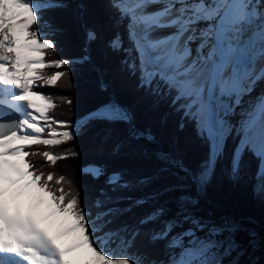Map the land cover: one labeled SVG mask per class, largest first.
<instances>
[{"label": "trees", "instance_id": "16d2710c", "mask_svg": "<svg viewBox=\"0 0 264 264\" xmlns=\"http://www.w3.org/2000/svg\"><path fill=\"white\" fill-rule=\"evenodd\" d=\"M59 2L65 7L40 6L39 21L31 22V31L48 41L45 55L42 50L41 75L32 81V89L48 102L45 115L51 123L60 121L70 128L93 110L117 105L128 111L131 122L91 119L72 137L28 144L23 157L32 177L79 218L87 215L82 220L87 229L93 228L89 236L96 245L104 242L137 264H166L176 256L174 238L194 227L186 217L207 228L226 229L212 238L216 246L207 257L210 264L225 249L229 251L220 259L223 262L240 252L236 264H264V193L256 190L253 179L258 159L244 151L239 172L235 177L231 172L240 128L232 126L224 135L213 173L201 192L192 177L209 160L210 142L192 119L195 116L185 114L180 104L184 95L178 96L176 90L180 92V83L142 71L130 38V17L122 19L111 0ZM62 61L66 63L60 66ZM142 76L151 84L142 87ZM133 129L151 139H133L129 135ZM89 168H99L101 174L94 175ZM113 174L130 186L109 184ZM143 177H149V183L140 184ZM144 197L150 198L134 204ZM97 200L103 202L101 207L95 206ZM108 208L130 210L97 220V213ZM152 213H157L154 219L141 223ZM166 226L171 230L157 238ZM231 227L235 230H227ZM207 228L198 234L204 236ZM186 243L185 236L176 242Z\"/></svg>", "mask_w": 264, "mask_h": 264}, {"label": "bare ground", "instance_id": "6f19581e", "mask_svg": "<svg viewBox=\"0 0 264 264\" xmlns=\"http://www.w3.org/2000/svg\"><path fill=\"white\" fill-rule=\"evenodd\" d=\"M13 2L0 0V6L8 8V13L0 12V23L3 19H7L6 24L13 22L11 18L14 14L10 7ZM182 6L191 9V17L186 18L184 15L180 21L179 14H175L178 15V22L174 28H153L149 38L172 36L166 46L175 49L174 62L184 72L187 88L200 95L203 113L210 109L223 131V136L217 140L219 147L231 122L225 117L228 112L234 115L237 122L249 127L248 135L243 139L241 136L238 148L246 139L252 138L253 131L264 126V0H185ZM154 10L155 8L149 7L146 12ZM242 12L244 24L247 29L250 28L247 39L233 34L234 31L239 33L238 24H242ZM200 15L207 18V22L210 20V26L214 25L217 34L215 39L219 45L211 46L204 38L192 37L194 35L187 29L188 21H193ZM28 21H19L21 30ZM224 27H227V32ZM8 31L7 27L0 28V99L12 103L13 106L22 107V116L20 115L17 129L0 138V230L6 227L8 233L19 240L21 248L19 253L8 250L0 252V259L4 264H60V255L56 248L43 233L38 232L31 220L26 216L8 215L4 207L5 182L20 183L25 187L28 179L3 154L9 148L24 144L33 135L39 134L36 118L38 114L32 109L40 110L44 106L39 96L29 92V80L32 76L30 69L39 63L40 55L28 58L21 66L23 71L17 67V70H12L17 57L14 40L7 35ZM187 39L195 48L190 56L186 54ZM19 88H24L27 95L21 96L13 92ZM84 124L85 122L78 125L75 131H79ZM37 194L51 202L49 196L42 191ZM36 236L39 237L38 240L31 238Z\"/></svg>", "mask_w": 264, "mask_h": 264}, {"label": "snow or ice", "instance_id": "6c2138e0", "mask_svg": "<svg viewBox=\"0 0 264 264\" xmlns=\"http://www.w3.org/2000/svg\"><path fill=\"white\" fill-rule=\"evenodd\" d=\"M184 3L185 0H111V7L120 13L122 19L125 16L131 19V24L129 25L130 38L135 41V49L138 53L139 63L143 65V72L149 75L155 72L156 77L159 78H163L160 77L159 70L167 69L169 73L172 72L174 68L175 49L166 46L168 41L172 39V36L151 39L149 38V34L153 28H174L178 22L175 13L177 11L179 13L191 11V9L182 6ZM16 7L18 11L11 18L14 23L9 22L5 27L9 29L7 35L11 36L14 40V50L17 57L16 66L21 67L27 62L28 58L39 56L42 50L45 55L44 50L47 47L43 46L42 41L44 39L40 37L39 32L34 35L26 29L21 30L19 24L20 20H29L28 27H31L30 17L34 13L35 20L38 22L39 13L36 12V9L27 6L24 0H16ZM48 7L61 8L65 7V5L60 3L59 0H50ZM149 7H153L155 10L146 12V9ZM222 19L223 16H221ZM89 39H94L93 33H89ZM177 39L179 38L177 37ZM49 44L51 48L54 46L51 41ZM82 59H88V57H83ZM65 63L66 61L60 62V66ZM63 75L64 73H61V77ZM150 84V79L146 80L144 76L141 77L142 87ZM176 90L179 96V88ZM192 107L195 108L196 106L193 105ZM98 112L99 114L93 116V119L108 120L109 122H131V117L128 113L120 109L117 105H106L103 110H98ZM185 114L190 115V110H185ZM197 116L204 121L207 138L210 141L209 160L205 162L203 171L192 177L193 181L202 188L210 179L220 155L217 140L223 136V131L218 126V122L215 120L210 109L202 115L197 113ZM192 119L197 120V117H192ZM70 135H73V133H70ZM129 135L133 139H151L150 135L134 129L130 130ZM119 147V145H116L117 150ZM249 150L258 159L257 170L253 176V179L256 181V190L264 192V126L253 131L251 140L242 142L241 146L235 150L231 161V172L234 177L239 172L242 153ZM181 169L184 170L182 166ZM93 174L99 176L101 169H95ZM149 180V177H143L139 183L147 184ZM120 181L121 176L119 174H113L109 178L108 183L117 184ZM120 186L128 188L130 185L128 183H120ZM149 198L137 199L134 201V204L142 205ZM3 201L5 211L8 215L28 217L32 224L36 226L38 232L43 233L59 253L60 264H130L127 258L113 260L105 255L104 252L98 250V246H96L94 240L89 242L91 239L89 233L93 232V228L86 229L80 227L76 216L57 210L51 202L42 199L35 191L22 187L20 183L8 184L5 182ZM102 204L103 202L100 200L95 202L96 207H101ZM129 210L108 208L97 213L96 219L100 220L114 213ZM156 215L157 213L150 214L141 223H146L154 219ZM80 219L87 220V215ZM185 219L189 220L194 227H190L185 232L186 244L178 246L175 241L172 242L171 246L177 249L176 256L170 257L166 261V264H210L207 257L216 246V241L212 238L218 236L226 229L221 227L207 228V225L200 223L199 220L188 217ZM206 228L207 232L204 236L198 234L204 232ZM170 230V226L166 227L165 232L161 233L157 238H164ZM227 230L234 231L235 229L231 227ZM31 238L39 239L38 236ZM20 248L19 240L11 236L6 227L0 230V252L8 250L19 253ZM0 264H4L2 259H0Z\"/></svg>", "mask_w": 264, "mask_h": 264}, {"label": "rangeland", "instance_id": "374dc122", "mask_svg": "<svg viewBox=\"0 0 264 264\" xmlns=\"http://www.w3.org/2000/svg\"><path fill=\"white\" fill-rule=\"evenodd\" d=\"M12 1H14V2L10 7H11V10L13 11L14 16H15L18 9L16 7V0H12ZM24 2L30 8L36 9V11L40 6L48 5V3H49L48 1L41 2V1H30V0H24ZM185 8H188V7L185 6ZM0 12L8 13V8H6L5 6H0ZM189 12L190 11H186L184 13H179L177 11V13H175V14H179V16L178 15H176V16L179 17L180 21H182L184 15L187 16L186 18L191 17ZM253 13H254V11H253ZM240 16L242 18V24H241V22L238 24L239 33L237 34L234 31L233 34L236 35L238 38H240L242 35L243 39H245L246 35H247V31L250 28L247 29V25L244 24V20H243L244 13L243 12L240 14ZM34 18H35V13H34L33 17L30 18L31 22L34 20ZM251 20H253V18H251ZM209 21L210 20L208 19V22H207V18H202L200 15V16L194 18L193 21H190V20L188 21L187 29L190 30V33L194 35L192 37L204 38L205 42H207L211 46H217V45H219L217 42V39H215L217 34H216V31H214V25L210 26ZM6 22H7V19H3L0 23V28L4 29ZM198 23H199V26H197ZM28 24H29V21L23 27V30L26 29L27 31H29L35 35L36 33L31 31V27H27ZM130 24H131V19H130ZM224 28H225L224 31L227 32L228 31V30H226L227 27H224ZM40 37L42 39H44L43 36L40 35ZM42 44H43V46H46V45H48V41L46 39H44L42 41ZM186 44L188 46V47L186 46L188 48L186 50V54H187V56H190L191 51H194L195 48L192 46V44L189 42L188 39L186 40ZM39 59H40L39 63H37V65L35 64L36 66L34 65L30 69L32 76H31V79L29 80V87H30L29 92L39 96L44 102V106L42 107V109H40V110L32 109V110H34V112H37V114H38V115H36V118H37V123H38L39 134L33 135L31 137V139L26 141V143L24 142V144L22 143L19 145H15V147L13 146V147L9 148L6 151V153L3 154V157H5L9 161H11L15 165H17L19 167V169L21 170L22 175L28 179V183L24 188L33 190L36 193H38L39 191H42L43 193L47 194L49 196V200L57 208V210L73 214L74 216L77 217L80 227L87 229L88 225L82 219H80L77 215H75V212L72 211L71 208H69L67 205H63L59 199H57L48 190H46L44 187H42L41 185L38 184L40 182V180H38L37 177H32L31 173L28 170V166L24 160V157H23L24 156V147L27 146L28 144L35 142V141H42V142L50 143V142H55L59 139H66V138L72 137L73 135L80 133V131L88 123V122H86V124H84L79 129V131L78 130L75 131V129L78 127V125H81L84 122V121H82L83 116L81 118H79L70 128L63 126V125H59V124H61L60 121H55V123H51L49 121V117H47L45 115V111H46V108L48 106L47 100H45L41 95H39L37 92H35L32 89V83H33L32 81L36 78H39L41 75L39 73V70L41 69V66L43 64L42 51H41V54L39 56ZM139 65L143 68L142 64H139ZM16 67L17 66L15 65L12 70H17V69H21L22 71L24 70L22 67H17V69H16ZM159 71L161 74H164L166 76V78L172 77V78L176 79L178 81V83H180L181 90L179 93L184 95V99L182 100V102L180 104L185 106V110H190V115L193 114L195 117H197V121H196L197 124L200 125V127L206 131V129L204 127V121L199 119V117L197 116V113H200L201 115L203 114L202 106H201L202 99L198 93H195L193 90L187 88L186 79L184 78V72L182 71L180 65H178L174 62V68H173L171 73H169L167 69H162ZM54 79H55V75L51 76V78L48 79L49 80L48 82H52V80H54ZM13 92H15L17 95H21V96L22 95L25 96L28 93L24 88L15 89ZM1 101L6 102L5 100H1ZM8 104L13 106L12 103H8ZM193 105H195L196 107L193 108L192 107ZM240 105L241 104H238V106H240ZM13 107L16 108L18 110V112L20 113V115L22 116V107H18L17 105H15ZM32 107L33 106H31V108ZM104 107H100V108L94 110V113L99 114L98 110H103ZM119 108L127 111L126 109H123L121 106H119ZM225 117H226V119L229 118V120L231 121L229 127L226 129V132L230 127L235 126L237 128H240V130L242 131V133H241V135L243 136L242 139L248 135L250 129L246 124L237 122L234 115H230L229 112L226 114ZM70 133H73V135H70ZM249 140H251V139H246V141H249ZM235 150H234V152H235ZM233 155H234V153H233ZM89 170L94 173L95 168H89ZM234 225L235 224H232V226H234ZM166 227H168V226H166ZM185 232L186 231H184L179 237L174 238V241L179 242L180 237L185 236ZM89 242H91V240ZM102 244H103L102 246L96 245V246H98V250H100L101 252H104V254L109 256L111 259L118 260V259L127 258V259H129L130 264H137L133 258L124 256L123 254H120L116 250H109V248H107V246L104 244V242H102ZM228 251H229V249L223 250L219 255H217L214 259H212L211 264H236V262L239 259V253L240 252H238V254L232 256L227 261L223 262L220 260L221 258H227Z\"/></svg>", "mask_w": 264, "mask_h": 264}, {"label": "water", "instance_id": "95a60500", "mask_svg": "<svg viewBox=\"0 0 264 264\" xmlns=\"http://www.w3.org/2000/svg\"><path fill=\"white\" fill-rule=\"evenodd\" d=\"M126 112L128 113V111ZM95 115H98V114H95L94 110L84 115L83 121L85 122V124L86 122H89L91 119H93L92 117ZM19 119H20V113L18 112L16 108H14L8 103L0 101V138L7 136L11 134L12 132H14L18 127ZM199 189L201 190V192H203L200 186H199Z\"/></svg>", "mask_w": 264, "mask_h": 264}]
</instances>
